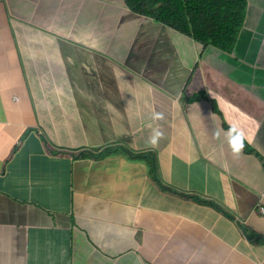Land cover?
Wrapping results in <instances>:
<instances>
[{
	"label": "crops",
	"instance_id": "1",
	"mask_svg": "<svg viewBox=\"0 0 264 264\" xmlns=\"http://www.w3.org/2000/svg\"><path fill=\"white\" fill-rule=\"evenodd\" d=\"M236 43L261 77L238 91L216 53L123 0H0V264H264L263 167L211 159L230 127L264 157V0H247ZM181 78L177 94L160 87ZM117 148L153 153L165 187L229 215L160 191L121 153L99 157Z\"/></svg>",
	"mask_w": 264,
	"mask_h": 264
},
{
	"label": "trees",
	"instance_id": "2",
	"mask_svg": "<svg viewBox=\"0 0 264 264\" xmlns=\"http://www.w3.org/2000/svg\"><path fill=\"white\" fill-rule=\"evenodd\" d=\"M134 15L163 25L201 46L229 52L244 24L247 0H123ZM131 160L134 154L123 148L115 152ZM94 154H97L94 153ZM102 156V157H103ZM156 171L155 165L152 172Z\"/></svg>",
	"mask_w": 264,
	"mask_h": 264
},
{
	"label": "clouds",
	"instance_id": "3",
	"mask_svg": "<svg viewBox=\"0 0 264 264\" xmlns=\"http://www.w3.org/2000/svg\"><path fill=\"white\" fill-rule=\"evenodd\" d=\"M236 41L237 40H235L234 45L229 52L220 51L217 48L212 47V46H206V47L202 46V47H203V50H205V52H207V53L209 50L216 53L217 54L216 58H221L222 62L227 64L231 69H241L243 73H252V78L247 79L248 82L260 81L261 77L256 74V72L254 71V68H253V62L251 59V54H250L249 48L248 47H241L238 50L236 48V44H237ZM207 53H205V56L207 55ZM214 70H215V68H214ZM220 74H225L224 83H226L228 86L234 87L235 91H238L239 89L243 88L244 85L246 84L245 83L246 80L244 79L243 76H241V77L240 76L239 77L233 76L231 74V72H229V71L225 72V73H220ZM139 75L140 74H138V76ZM201 95L203 96V94H201ZM161 118H162L161 113H153V117H152L153 120H158ZM149 127H152V125L149 124ZM162 135H163V133L159 130L158 126L152 127V131H151V135H150L148 143L151 144L152 146H155L156 143L158 142V139ZM225 136L228 137V140H227L228 144L234 153H237V154L238 153L239 154L245 153L247 155L255 157L264 169V157L260 153H258L256 150H254L253 148L250 147L248 137L243 132V130L236 131L235 129L230 127V129L227 130ZM128 151L131 152L132 154H134V156L136 157V159L133 161H138L141 164H144L146 166L147 172L155 180L156 184L159 186L160 191L169 192V193L178 195L179 197L194 199V200L199 201L201 203L208 204V205L212 206L213 208L217 209L219 212H221L224 215H229L228 211L224 210L219 205L220 203L216 204L214 202H210V201L201 199L197 196H189V195L179 194V193H176L173 190L165 187L162 184V182H160V180H159L157 162H156L155 155L153 153H134L130 150H128ZM105 153H107V152H104V154ZM89 154H92V152H90ZM74 155L76 157L79 156L78 154H73V156ZM97 155H98V153H97ZM103 155L99 154V157H102ZM81 157H87V156L81 155ZM91 157L94 158V154L90 155L89 158H91ZM154 165L156 167V171L152 172V167ZM257 211L261 216H264V208L263 207L259 206ZM229 219L231 221L235 222V218H229ZM261 239L264 240V238H261Z\"/></svg>",
	"mask_w": 264,
	"mask_h": 264
},
{
	"label": "rangeland",
	"instance_id": "4",
	"mask_svg": "<svg viewBox=\"0 0 264 264\" xmlns=\"http://www.w3.org/2000/svg\"><path fill=\"white\" fill-rule=\"evenodd\" d=\"M13 28H14V25H13ZM190 39L192 41H194V39H192V38H190ZM191 44H192V47L195 48L196 44H194V43H191ZM191 51L192 50L190 48H187V49H185V50H183L181 52L175 51L176 54L179 56V63L176 66V69L178 71H180L182 69V61H181V59L183 57H185V55L188 54V53H190ZM185 61L187 62V58H186ZM162 64H165V61L164 60L162 61ZM198 65L201 66V62ZM210 65L213 66V67H215L220 73H225V72H228L229 71V72H231V74L233 76H236V77L243 76L244 79L246 80L245 81L246 84H248L247 79L248 78H252V73H243L241 69H231L227 64H225L224 62H222V59L221 58H215L214 61H213V63L210 64ZM137 79L142 82V85H141L140 88H138V87L133 88V92L131 93V95H142L145 92V90H146V86L144 85V84H146V80H145L144 76L140 73V76L137 77ZM90 82L93 83V87L92 88H89L88 87L87 88L88 89V92L91 91V90H93V89H96L97 91H99L100 88L95 85L96 79L95 80L91 79ZM182 82H183V78H181V80L179 82H173L170 85V86H174L175 87V90L174 91H170L169 90V87L170 86H160V87L162 89H166L171 94H177L178 91L180 90V87H181ZM192 92H193L192 90H187V93H192ZM79 93H80V91L77 94H79ZM72 104L73 103H71V105ZM68 108H70L71 110H75L76 111V115L70 118V120L73 122V125L76 126V120L78 119V114H79V111L77 110L78 109V106L73 105V106L68 107ZM242 111H246V110L245 109H242ZM226 148H227V150H225V151H223L222 153L219 154V156L221 157V159L220 158H211L212 161L220 164L221 162H223L226 159V157H232V158H234V157H237V155H239V153L238 154L237 153H234L231 150L228 142H226Z\"/></svg>",
	"mask_w": 264,
	"mask_h": 264
}]
</instances>
